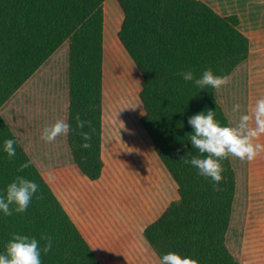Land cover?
Here are the masks:
<instances>
[{
  "label": "trees",
  "instance_id": "trees-1",
  "mask_svg": "<svg viewBox=\"0 0 264 264\" xmlns=\"http://www.w3.org/2000/svg\"><path fill=\"white\" fill-rule=\"evenodd\" d=\"M103 2L0 0V147L5 138L17 141L15 157L0 151V190L17 175L39 185V198L34 195L25 212L0 216V251L12 233L47 234L53 244L41 253L42 264H101L41 170L76 164L88 179L100 176ZM117 2L123 13L117 37L142 76L139 123L179 195L144 227V237L159 256L175 251L197 264H239L226 242L237 191L234 156L221 160L216 184L180 160L199 155L188 137L189 116L212 109L222 125L234 126L219 89H199L180 73L199 76L211 68L229 78L244 71L249 40L238 16L219 14L202 0ZM56 58L59 71L47 66ZM233 86L244 93V77ZM239 98L244 104V95ZM76 114L90 123L77 128ZM65 117L75 131L52 142L40 139L44 126ZM81 131L90 134L87 149L80 147ZM25 161L29 166L20 169Z\"/></svg>",
  "mask_w": 264,
  "mask_h": 264
},
{
  "label": "crops",
  "instance_id": "crops-1",
  "mask_svg": "<svg viewBox=\"0 0 264 264\" xmlns=\"http://www.w3.org/2000/svg\"><path fill=\"white\" fill-rule=\"evenodd\" d=\"M202 1L219 14L238 16L250 66L264 67V0ZM122 18L117 0H104L100 176L90 180L76 164L56 167L53 192L101 264H159L143 230L179 195L147 133L134 124L139 110L129 125L128 80L135 78L142 105V76L117 37ZM256 81L249 69V86Z\"/></svg>",
  "mask_w": 264,
  "mask_h": 264
},
{
  "label": "clouds",
  "instance_id": "clouds-1",
  "mask_svg": "<svg viewBox=\"0 0 264 264\" xmlns=\"http://www.w3.org/2000/svg\"><path fill=\"white\" fill-rule=\"evenodd\" d=\"M180 76L185 82L191 81L199 89L209 87L220 89L228 83L225 76L215 74L211 68L203 69L199 76L192 70L182 71ZM240 109L239 103H233L231 106L232 113H240ZM75 123L77 128L83 129L90 122L76 114ZM188 124L192 127V132L188 134L189 140L199 155H191L190 159L183 156L180 160L195 168L199 176L216 184L222 179L221 160L229 154L251 161L264 151V144L254 142L264 134V96L256 99L251 114L240 113L237 126L222 125L215 119V112L212 109L189 116ZM73 131L75 129L65 117L44 126L40 131V139L52 142L58 136L67 138ZM80 135L83 138L80 147L89 148L91 146L89 132L81 131ZM16 143L14 137L5 138L0 151L11 159L16 155ZM28 166L29 162L25 161L19 167L23 169ZM38 189L39 185L35 180L23 175L15 176L3 190H0V216L25 212L34 195L39 198ZM41 240L44 241L43 246ZM52 244V237L47 234H42L37 239L26 234L12 233L3 251H0V264H42L41 253L46 254L52 248ZM159 264H197V261L178 252L168 251L159 256Z\"/></svg>",
  "mask_w": 264,
  "mask_h": 264
},
{
  "label": "rangeland",
  "instance_id": "rangeland-1",
  "mask_svg": "<svg viewBox=\"0 0 264 264\" xmlns=\"http://www.w3.org/2000/svg\"><path fill=\"white\" fill-rule=\"evenodd\" d=\"M59 63V59L56 58L51 60L47 66L59 71L61 68ZM249 69L252 77L257 80L256 83L250 82L251 88L249 86ZM243 77L244 83L246 82L247 85L245 92L241 94V88L233 91L236 87L233 85L240 86ZM227 81L228 83L217 91V97L223 107L228 110L233 125L237 126L240 113L251 114L256 99L264 96V67L250 66L248 57L244 71H235L232 76L227 78ZM135 93L136 81L135 78L132 79L131 77L127 86V99L130 103L129 125L139 126V118L143 114V108L140 101L138 105ZM241 95H244V104L242 98H239ZM233 103L241 105L240 113L231 112ZM137 113L138 115L135 117ZM254 142L264 144V134ZM135 147L136 149L139 148V143ZM39 156L40 154H38ZM233 166L237 173V191L226 242L228 248L238 258L239 264H264V151L251 161L234 156ZM56 167L42 168L41 170L42 176L52 190L55 178L53 169ZM175 199H177V195H175ZM165 252L168 251H164L162 254Z\"/></svg>",
  "mask_w": 264,
  "mask_h": 264
}]
</instances>
